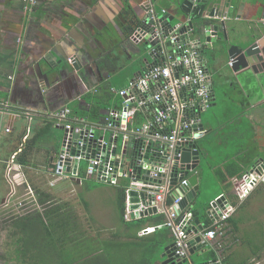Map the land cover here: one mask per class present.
<instances>
[{
	"label": "built area",
	"instance_id": "1",
	"mask_svg": "<svg viewBox=\"0 0 264 264\" xmlns=\"http://www.w3.org/2000/svg\"><path fill=\"white\" fill-rule=\"evenodd\" d=\"M29 1L34 5V0ZM140 5L144 18L137 21L129 39L145 46L150 58H146L129 83L117 91L121 103L110 107L99 125L76 127L72 121L73 110L68 105L52 112V118L63 125L67 133L61 153L53 162V172L57 179L90 178L124 188L126 221L147 212L148 216L164 214L163 221L145 226L139 234L168 228L174 235V255L183 260L189 257L191 246L214 244L219 236H224L225 226L236 206L228 196L221 195L209 208L210 224L198 231L190 203L181 207L188 192L189 177L194 172H187V163L182 157L185 152L193 153L199 148L198 141L206 132L202 112L212 105L213 99L214 80L206 55L208 42L197 36L187 23L173 26L172 22L164 21L162 16L168 9L162 7L158 11L155 0H141ZM209 31L215 37L214 30ZM72 60L69 58L70 62ZM236 60L237 56L232 55L229 66L233 67ZM0 105L5 108L8 103L0 99ZM25 114L31 116L28 111ZM97 129L103 132L97 135ZM120 136L121 153L118 152ZM27 139L28 134L5 161L4 177L10 185L5 201L10 204L16 199L21 207L29 204L24 196L33 193L20 161ZM83 160L86 163L82 165ZM193 163L192 158L190 164ZM125 179L130 180L128 185L123 184ZM261 183H264L263 160L254 162L234 178L235 196L243 201ZM23 185L26 192L22 194ZM133 191L138 192L139 202L133 201ZM192 240H195L194 245H191ZM208 264L231 263L219 256ZM250 264L263 263L261 259H253Z\"/></svg>",
	"mask_w": 264,
	"mask_h": 264
},
{
	"label": "crops",
	"instance_id": "2",
	"mask_svg": "<svg viewBox=\"0 0 264 264\" xmlns=\"http://www.w3.org/2000/svg\"><path fill=\"white\" fill-rule=\"evenodd\" d=\"M161 1L162 7L167 8L168 12H172L169 3L166 0ZM50 4H53L51 7L54 9L47 12L46 7L50 6ZM123 6H126V0H40L32 19L27 15H23L22 0H0V99L8 103L5 108L0 105V122H4L6 125L5 131L0 128V162L3 164L5 173V161L20 146L23 137L28 134V139L24 143V150L21 154L22 156L25 153V157L24 161L21 162L24 165L30 185L37 193V200H39V195L43 199L48 200L54 195L59 196L56 194H60L61 196L69 195L68 192L62 194L54 190L55 185L62 180V178H55L53 162L61 153L63 140L59 146H56L51 140H45V137L50 136L49 133L52 129H65L63 125L57 124L55 118H52V112L63 105L70 106L69 103L77 100L76 103L78 104L75 107L70 106L75 110L72 113L74 125L76 127L79 124L99 125L103 121L108 109L118 106L122 100L119 95V100H116L113 104L109 100L110 95L108 94V90L110 86H101V82L104 80L109 81L110 73L123 68L124 64L121 67H116L113 71H109V74H106V76L86 78L93 85L92 91L88 92L97 94L98 96L101 95L107 100L105 106L101 108V118L99 119H93L90 114L88 115L91 104L85 100L88 92H84L87 87L82 88L80 91L74 90L76 83L73 79L80 76L66 73L61 78L53 76L51 80L47 81L44 77H40V74L42 76L43 74L39 72L40 68L37 65L41 62L44 68H51V63H46L42 57L48 49H55L54 51L57 52L58 60L75 55V40L81 39V33L78 30H74V28H68L67 32H65V29L69 21H80L77 15H81L96 30L97 38L101 40L98 42L97 51L101 46L107 48L113 47V42H118L116 39L117 35H119L118 37L122 41L126 37V34L121 22H118L117 27L115 25H113V28L111 27V38L108 35L102 34L100 27L105 29L104 27L112 25L116 13H120ZM25 9L26 13L27 8ZM247 10L244 6L241 12L243 13L242 17L247 13ZM31 11L29 10V12ZM263 11L264 7L261 12ZM251 22L240 20L238 24H248L250 26ZM232 25L236 26L234 22H232ZM250 35H252V32ZM97 54L95 53V57H97ZM227 55H229L230 59L231 55L229 53ZM86 56L88 57L89 54L87 53ZM210 61L209 58V63ZM123 62V59H121L120 64ZM86 79L84 78V81ZM39 83L41 87H39ZM123 87L125 86L121 88ZM25 111L30 112L31 116H27ZM259 119L264 121V118L261 119L259 117ZM7 128L10 130L7 131ZM242 151H244V147H241L240 152ZM257 159L260 158L255 155L253 161L255 162ZM197 172L199 177L201 176L200 174H203V170ZM4 176L3 174V178H5ZM237 176L239 175L230 177L225 182L220 180L224 184V191L212 199L208 207L210 208L212 202L221 195L228 196L235 204L236 211L225 226L224 236H219L214 244H198L194 249L196 252L208 247L211 260L222 256L227 263L231 264H250L253 259H261L264 264V183L259 184L245 200L240 201L234 193L233 183L234 178ZM88 180L99 182V180L90 178H83L81 183L72 181L75 184L81 185L82 182L84 183ZM229 182L231 185L227 188ZM111 186L117 188L116 193L118 195V204L116 198L113 202L117 205L116 219L119 229L115 225H111L109 229L110 234L116 237V240L113 238H102L98 226L93 230L89 229V232L83 228L81 229L86 234L90 233L89 235L98 240L103 239L113 244L126 243L128 248L135 250L136 255L139 257L138 264H145L146 259L143 258L145 249L142 248L145 242H151L154 239L162 240L168 237L174 242V235L166 227L147 235L139 234L140 230L145 226L155 224L160 222V220L163 221L165 219L164 214L136 217L131 221L124 219L126 221L125 225L122 222L119 206V193L123 188L121 186ZM84 202L88 206L87 201ZM192 202L189 205L192 206ZM97 212H101L105 216L102 222L114 224L113 221L108 220L112 216L107 217L106 212L103 211H94V216H97ZM198 213L199 216H196L195 219L196 226H200L203 229L207 225L209 213ZM146 219L148 220L146 221ZM97 224H100V222H97ZM106 225L109 226L108 224ZM122 236L126 240H123ZM172 245L173 243L168 245L166 249ZM163 257L166 258L165 256ZM190 257L191 254L186 260ZM154 264H161V262L158 260Z\"/></svg>",
	"mask_w": 264,
	"mask_h": 264
},
{
	"label": "rangeland",
	"instance_id": "3",
	"mask_svg": "<svg viewBox=\"0 0 264 264\" xmlns=\"http://www.w3.org/2000/svg\"><path fill=\"white\" fill-rule=\"evenodd\" d=\"M162 1H156V7L158 11L162 9ZM135 14L140 17L139 21L144 18V12L142 14V9L139 5L132 4ZM142 15V16H141ZM183 21L174 20L172 21L173 26L182 25ZM202 32L199 37H203ZM116 36L118 44L113 48L114 52L119 53L120 57L124 59V67L110 73L109 81L104 80L101 86L108 85V94L110 95L109 100L115 102L119 100L120 96L117 91L122 87L126 86L131 78L134 77L135 73L141 69L143 62L146 58H150L149 50L142 45H137L133 43L128 37H125L122 41ZM219 49V44H214L213 49L206 50V55L210 58V70L213 73V80H218L215 83L214 80V90L216 93V100L213 102L215 104L208 107L202 112V123L206 128L204 137L199 139L198 145L201 148V162L197 171L203 170V174H200V189L198 191L197 197L192 202V209L197 210L200 214H206L209 212V204L212 199H214L218 194L224 191V184L220 181L219 175L216 171L217 165L222 161L223 158H228L231 155H236V152L241 151V147L247 149L249 152L255 153L259 158H264V121H253L249 116L250 109L248 107H243L239 104V99L236 92L230 94L229 99H224L223 87L219 84V80H224L226 75H229V70H232L228 65L229 55L219 54L216 50ZM85 76H82V78ZM222 80V82H223ZM107 81V83H106ZM87 86L92 89L93 85L89 80H85ZM115 90V91H114ZM259 94V91H256ZM73 101L70 106L75 107L78 103ZM114 104V103H113ZM112 104V106H113ZM264 106V105H263ZM261 110L262 106H258ZM260 117L263 119L262 110L260 112ZM5 123L0 122V128L5 131ZM256 129V130H255ZM54 130V131H53ZM103 132L102 129H97V135ZM256 132V135H255ZM65 130L52 129L50 131V136L45 137V140H51L56 146L62 142ZM262 134V135H261ZM106 139H109V132H106ZM122 151V137L119 138V148L118 152ZM0 162V264H22L21 261L15 258L14 255V240L15 237L12 234V222L13 218L21 217L26 214L35 212L36 210H43L44 207L50 205H66L68 211H72L77 217V222L81 228L89 232V229L93 230L98 226L100 230V236L105 239H114L116 237L110 234V226L115 225L118 227L117 222V205L114 204L113 200L118 199L116 193L117 188L111 186L110 184L103 181H92L88 180L81 185L73 183L71 178H62L59 183L54 187L59 193L68 192L69 195L53 196L49 198L44 204L40 202L41 196L38 199L37 193L33 188V193L24 196L26 203L23 207L18 205L16 199H14L10 204L4 198L7 197L10 185L7 183L5 178H3L4 167ZM82 165L85 163L83 160ZM129 179L123 181L124 185H128ZM26 186L23 185L20 188V193L26 192ZM115 193V194H114ZM34 195V196H33ZM29 199L33 200L30 201ZM84 201H87L88 206ZM118 204V200H117ZM91 210V211H90ZM94 211L106 212L107 217L112 216L109 221L112 223L102 222L105 218L103 213L97 212V216H94ZM93 213V214H92ZM93 216V217H92ZM148 219H146L147 221ZM100 222V224H97ZM107 222V221H106ZM108 224L109 226H107ZM102 225V227H101ZM93 227V228H92ZM97 230V229H96ZM90 234V233H89ZM123 240H126L122 236ZM173 240L168 237L162 240H153L151 242H145L143 245L144 256L146 263L154 264L159 260L163 264L167 258L162 255L168 245H171ZM127 251L124 252V258L127 264H138L139 257L136 255L135 250L128 247ZM127 253V256H126ZM211 260V255L208 247L203 248L200 251H196L191 254V257L186 260L183 264H205Z\"/></svg>",
	"mask_w": 264,
	"mask_h": 264
},
{
	"label": "water",
	"instance_id": "4",
	"mask_svg": "<svg viewBox=\"0 0 264 264\" xmlns=\"http://www.w3.org/2000/svg\"><path fill=\"white\" fill-rule=\"evenodd\" d=\"M157 1V0H155ZM170 7L172 8V12H168L162 16V19L165 21H174L179 20L187 23V25L193 28L194 33L196 35H200L202 32L204 33V40L208 42L206 45L208 49H213L214 44L217 41L222 43L227 42V38L229 37L230 26L232 22L239 25L238 22L241 20H246L251 22L250 29L252 35H248L247 38L243 41V46L239 45H230L228 44L229 54L236 55L237 60L232 68L234 75L237 77L241 75L247 76L245 81H251L255 84L257 88L261 83H264V11L262 8L264 7V0H166ZM245 8H247V13L243 16L241 13ZM80 18V21H69L67 23V27L65 32H67L68 28H74V30H78L81 33V39H76L75 41V49L74 56L65 57L58 60L57 52L55 49H48L44 52L42 57L45 59L44 61L47 63H51V68L46 69L43 65L38 63V67L40 68L39 72H42L43 76L40 74V77H44L47 81L51 80L54 76L62 77L66 73H71L74 76H85L84 73L86 69V58H89V61L92 62L96 58H100L103 55L97 54L95 57V53H98L97 47L98 40L96 35V30L87 23L81 15H77ZM214 30V36H211L209 30ZM255 39V41H254ZM253 40V43H250ZM255 47V49H254ZM76 51V52H75ZM87 53L89 56L87 57ZM77 56V57H75ZM75 57V59H74ZM69 58H73L72 62L69 61ZM53 60V61H52ZM55 61V62H54ZM258 85V86H257ZM39 87L41 84L39 83ZM90 90V89H89ZM89 90H85L84 93ZM41 92V91H40ZM44 96V94L41 92ZM81 97V96H80ZM216 100L215 90L213 91V99L212 102ZM215 104V103H213ZM212 104V105H213ZM67 133L65 131L63 142L65 140ZM194 160V163L191 165V160ZM262 161L263 158L257 159V161ZM182 161L187 163L188 173L190 170H193L194 173L189 177V183L187 186L188 192L186 197L183 199L181 203V207H185L189 203H191L198 194L200 189L199 184V174L197 172V168L201 162V151L200 149H196L191 152H185L182 157ZM264 161V160H263ZM187 174V173H186ZM73 181L81 183V178L72 177ZM132 195L134 202H139L140 198L138 196L137 191H133ZM144 197V194L141 195ZM138 206V205H135ZM148 212L145 214H141L142 217L148 216ZM140 216V214H137ZM200 226H196V231L200 230ZM199 240V239H197ZM195 244V240L191 241V245ZM204 245V244H203ZM202 245V246H203ZM173 245L166 249V252L163 256L167 258L164 264H183L186 262V259L177 258L173 252ZM202 250V249H201ZM195 252L194 247L191 246L190 254ZM210 262V261H209ZM209 262L205 263L208 264Z\"/></svg>",
	"mask_w": 264,
	"mask_h": 264
},
{
	"label": "trees",
	"instance_id": "5",
	"mask_svg": "<svg viewBox=\"0 0 264 264\" xmlns=\"http://www.w3.org/2000/svg\"><path fill=\"white\" fill-rule=\"evenodd\" d=\"M136 23L137 21H127L124 26L128 38ZM99 96L90 92L86 94L85 100L91 104L88 115L90 114L93 119L101 118V108L107 101ZM198 147L201 151L199 145ZM24 157L25 153L20 157V161H24ZM254 157L255 153L244 149L242 152H236V155L223 158L216 168L219 179L225 182L230 177L241 175L247 167L254 163ZM230 185L229 182L227 188ZM46 201L48 199L40 198L42 204ZM66 206L67 204L50 205L44 207L42 211L36 210L33 213L13 218L11 228L15 237L14 255L16 259L22 264H127L124 258V252L127 251L126 243L113 244L86 234L78 224L77 217L72 214V211H68ZM119 206L122 222L126 225L123 218L124 188L119 193ZM194 212L196 216H199L197 210ZM206 224H210L209 219Z\"/></svg>",
	"mask_w": 264,
	"mask_h": 264
},
{
	"label": "flooded vegetation",
	"instance_id": "6",
	"mask_svg": "<svg viewBox=\"0 0 264 264\" xmlns=\"http://www.w3.org/2000/svg\"><path fill=\"white\" fill-rule=\"evenodd\" d=\"M40 0H34V5L30 4L29 0H22V5H23V15L29 16V18L34 17V12L36 8L39 5ZM132 4L134 5H139L141 8V0H126V6H123V9L121 10L120 13H116V17H114V20L112 21V25H108V27H104L107 31H103L105 29L100 27V31L104 35H108L109 38L112 37L111 34V27L113 28V25L117 27L119 24L118 22L122 23V26H125L127 21H139L140 17H138L135 14V10L132 7ZM53 4H50L46 7L47 12H50L52 9L51 6ZM133 5V6H134ZM170 5V4H169ZM129 7V8H127ZM170 7V6H169ZM25 8H27V12L29 10H32L29 13H25ZM29 9V10H28ZM142 9V8H141ZM170 9V8H169ZM172 9V8H171ZM142 14H143V9H142ZM142 16V15H141ZM138 19V20H137ZM106 25V26H107ZM104 32V33H103ZM251 33L250 26L248 24L244 25H231L230 26V31H229V37L227 38L226 43H222L220 41H217L216 44H219V49L216 50L217 53L221 54H228L229 49L228 44L230 45H239L243 46V41L247 38V36ZM127 37V36H126ZM255 41V39H254ZM251 40L250 43L254 42ZM112 44V43H111ZM118 44L113 42V48L114 46ZM112 46L110 48L107 47H100L98 49V54H102L103 56L100 58L94 59L92 62H87L89 61L88 58H86V69L84 73L86 75V78L88 79L89 77L95 76V77H103L106 76V74H109V71H113L118 66H122L125 64L124 62L121 63V57L119 53L114 52ZM255 49V47H254ZM121 58V59H120ZM124 61V59H123ZM229 75L225 76V79L219 80V84L223 87V96L224 99H229L231 96L230 94H233L232 92H236L239 99V104L242 105L243 107H248L250 109V114L249 116L252 118L251 120L257 121L258 118L260 117V112L262 110V113L264 112V83H261L257 88L255 87V84L252 83L250 80L245 81L247 79V76L241 75L237 77L234 75L232 70H229ZM215 80V79H214ZM73 81L76 83L75 89L76 91H80L82 88L87 87L86 82L84 81V77H75ZM218 82V80H215V83ZM259 91V94L256 93V91ZM89 91H92L91 89ZM258 106H262L261 110Z\"/></svg>",
	"mask_w": 264,
	"mask_h": 264
}]
</instances>
